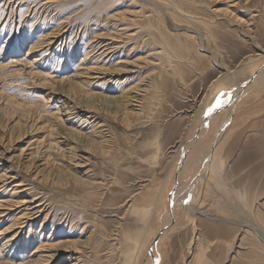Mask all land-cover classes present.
Returning a JSON list of instances; mask_svg holds the SVG:
<instances>
[{
    "label": "rangeland",
    "instance_id": "1",
    "mask_svg": "<svg viewBox=\"0 0 264 264\" xmlns=\"http://www.w3.org/2000/svg\"><path fill=\"white\" fill-rule=\"evenodd\" d=\"M263 64L264 0H0V264H137L220 122L159 264H264Z\"/></svg>",
    "mask_w": 264,
    "mask_h": 264
},
{
    "label": "bare ground",
    "instance_id": "2",
    "mask_svg": "<svg viewBox=\"0 0 264 264\" xmlns=\"http://www.w3.org/2000/svg\"><path fill=\"white\" fill-rule=\"evenodd\" d=\"M231 11V10H230ZM233 13V12H232ZM161 37V36H160ZM15 61V60H14ZM262 64V63H261ZM120 70V69H119ZM124 70V69H123ZM121 71V70H120ZM127 71V70H125ZM125 71H122V73H125ZM118 74V73H117ZM120 74V73H119ZM264 76V64L260 67H258L257 69L254 70V72L251 74V76L243 83H241L240 85H238L233 92H231L232 94H230L229 96H227L225 98V100L222 102L221 106L225 105L227 103V105H231L232 110L235 112L236 110V104L237 101L239 100L240 97H242L243 95H245V93L248 91V88L251 86V84L256 83L258 80H260L262 77ZM138 82V81H137ZM140 83V82H139ZM78 85V84H77ZM140 87V86H139ZM139 90V89H138ZM126 94L125 98H123V100H121L119 102V106L116 110V112L120 113V116L127 120H129L130 118V112L128 110V106L129 104L131 105L132 100L136 99V96L133 95H128ZM216 107V108H220ZM78 107V106H77ZM218 109L215 110V112ZM78 115H81L80 113H78ZM230 119V118H229ZM126 120V121H127ZM121 123V122H120ZM221 124L222 122H220V124H218V128L217 130H215V132L213 133V137L211 138L210 142L207 144V146L205 147V154L203 155V157H198V161L197 163L194 164V167L192 168V170L188 171V173L186 174L187 176L185 178L180 179L175 186L176 191L174 192L173 196L169 199V201L165 204V208H164V216H162V224L160 225V229L154 239V241L152 242V244L149 246L148 251L146 253L145 256H141L142 259L140 261H138L137 264H159L160 263V245L162 240L164 239V237L174 228V225L176 224V220L174 218V213L176 211H178V209L183 205H185V201H187V199L189 197L192 196L194 189L196 187L198 178L200 177V172L203 171V169L206 167V165L208 164V162L210 161L213 151L215 150L216 147V143L218 141V139L220 138V128H221ZM36 157L38 156V154L35 155ZM34 156V157H35ZM200 159V160H199ZM186 162V161H185ZM184 165V164H183ZM192 166V165H191ZM190 166V167H191ZM188 168V167H187ZM178 181V179H177ZM176 181V182H177ZM3 182V181H2ZM199 182V181H198ZM190 183V189L187 190L186 187L185 189L187 190V193L184 194V196H179V190L181 189V187H185L186 184ZM1 184V181H0ZM87 184V183H86ZM3 187V185H0V189ZM92 187V186H91ZM15 189V188H14ZM173 189V188H172ZM183 190V188H182ZM171 192V191H170ZM183 192V191H182ZM184 193V192H183ZM182 193V195H183ZM181 194V193H180ZM172 195V194H171ZM168 198V197H167ZM179 198V199H178ZM193 198V197H192ZM16 201V200H15ZM18 201V200H17ZM33 200H31L30 202H32ZM6 202L3 199H0V209L3 207H8L7 204L8 203H4ZM26 201H23V203ZM189 203V202H188ZM19 204V203H18ZM17 204V205H18ZM39 205V204H38ZM26 212L23 213V216L26 217V219H33L31 217L36 216V214H38L41 210L40 208H38V206H32L31 204L26 205ZM187 206V205H186ZM185 206V208H186ZM25 208V207H24ZM162 208V209H163ZM5 210H0V216H2L4 214ZM182 213V212H181ZM178 214V213H177ZM180 214V213H179ZM23 217V218H24ZM180 220V219H179ZM161 221V219H160ZM9 226V225H8ZM176 226V225H175ZM17 234V233H16ZM51 237V235L49 236ZM89 240V239H88ZM47 243V242H46ZM45 245V244H44ZM43 246V245H42ZM40 246H36L33 254L37 252V255L33 258L30 259L27 264H47L49 261H51V259L57 257L60 253V250H66V251H72L74 249V245H71L69 243L68 246H63V244L60 243V240L54 242V243H49L47 245L48 249H55V252L49 251L47 250L48 253L43 254L41 252L42 248H45V246L42 247ZM62 246V248H61ZM41 253H38V252ZM32 254V255H33ZM56 259V258H55ZM7 264V263H6Z\"/></svg>",
    "mask_w": 264,
    "mask_h": 264
},
{
    "label": "snow or ice",
    "instance_id": "3",
    "mask_svg": "<svg viewBox=\"0 0 264 264\" xmlns=\"http://www.w3.org/2000/svg\"><path fill=\"white\" fill-rule=\"evenodd\" d=\"M221 104H222V101L218 99V100L216 101V106L219 107V106H221ZM210 111H211V110H210ZM185 202H187V201H185Z\"/></svg>",
    "mask_w": 264,
    "mask_h": 264
},
{
    "label": "crops",
    "instance_id": "4",
    "mask_svg": "<svg viewBox=\"0 0 264 264\" xmlns=\"http://www.w3.org/2000/svg\"><path fill=\"white\" fill-rule=\"evenodd\" d=\"M235 114H236V113H235ZM232 119H233V118H232ZM232 119H231V121H230V124L232 123ZM230 124H229V125H230ZM221 139H222V137H221ZM221 139H220V140H221ZM220 140H219V142H220ZM219 142H218V143H219ZM215 149H216V147H215ZM214 152H215V150L213 151L212 157L214 156ZM212 157H211V159H212ZM209 162H210V161H209ZM207 165H208V164H207Z\"/></svg>",
    "mask_w": 264,
    "mask_h": 264
}]
</instances>
